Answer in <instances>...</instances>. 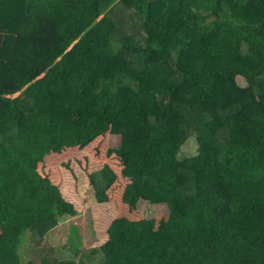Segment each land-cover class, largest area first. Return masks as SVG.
<instances>
[{
    "label": "trees",
    "instance_id": "trees-1",
    "mask_svg": "<svg viewBox=\"0 0 264 264\" xmlns=\"http://www.w3.org/2000/svg\"><path fill=\"white\" fill-rule=\"evenodd\" d=\"M172 21L182 30L162 60L153 34ZM66 58L80 61L74 147L130 125L120 151L128 180L150 178L146 200L182 216L176 233L122 217L90 249L97 261L54 254L46 236L78 214L39 171L59 131L53 92ZM59 85L65 93L66 78ZM261 97L264 0H146L134 11L123 0H0V264H22L24 240L23 264H264ZM138 136L146 144L131 148ZM188 139L196 152L180 158ZM89 180L109 202L115 171Z\"/></svg>",
    "mask_w": 264,
    "mask_h": 264
},
{
    "label": "rangeland",
    "instance_id": "rangeland-1",
    "mask_svg": "<svg viewBox=\"0 0 264 264\" xmlns=\"http://www.w3.org/2000/svg\"><path fill=\"white\" fill-rule=\"evenodd\" d=\"M123 1L131 4L134 11L139 10L146 0ZM181 30L178 22L172 21L165 28L154 32L153 45L160 59L165 60L168 46ZM65 61L71 64L68 71L66 70L68 73L59 77V83L66 78L65 93L61 91L59 83L57 90L53 92V115L59 131L54 140V151L40 164L39 171L59 185L64 197L75 205L78 214L75 217L59 219L57 226L46 236L45 239L54 249V254L63 260H78L81 254H85L97 261L99 257L90 254V249H99L104 245L109 240L110 224L122 217L130 220L153 219L158 230L167 235L176 233L184 221L182 216L169 205H152L146 200L152 185L150 178L144 174L138 181L128 180L131 171L124 165L120 151L122 135L133 131L130 125H112L107 134L99 137L85 150L74 147L73 136L83 122L76 96L79 81L73 76L80 61L78 59L74 63L67 58ZM237 81L239 86L246 87L244 79L238 77ZM260 102L264 106L263 97ZM145 144L142 136H138V141L131 148H140ZM195 152V142L188 139L181 146L179 157H190ZM106 165L115 171L118 180L109 191V202L100 204L95 199L89 177ZM26 242L24 240L19 249L22 264L29 260L26 251L28 241Z\"/></svg>",
    "mask_w": 264,
    "mask_h": 264
}]
</instances>
